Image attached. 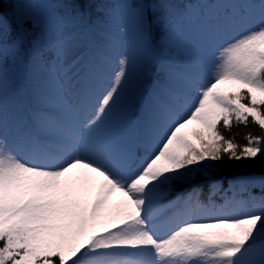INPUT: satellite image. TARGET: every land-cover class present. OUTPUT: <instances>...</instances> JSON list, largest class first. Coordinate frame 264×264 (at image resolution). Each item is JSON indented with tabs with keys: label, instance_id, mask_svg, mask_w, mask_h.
Here are the masks:
<instances>
[{
	"label": "snow or ice",
	"instance_id": "6c2138e0",
	"mask_svg": "<svg viewBox=\"0 0 264 264\" xmlns=\"http://www.w3.org/2000/svg\"><path fill=\"white\" fill-rule=\"evenodd\" d=\"M259 157L264 0H0V264H264Z\"/></svg>",
	"mask_w": 264,
	"mask_h": 264
},
{
	"label": "trees",
	"instance_id": "16d2710c",
	"mask_svg": "<svg viewBox=\"0 0 264 264\" xmlns=\"http://www.w3.org/2000/svg\"><path fill=\"white\" fill-rule=\"evenodd\" d=\"M208 4H200L201 9H205ZM251 132L253 135H260L261 130L258 126L249 122L247 127L243 125L233 126L231 132H226L225 135L234 136L236 141L240 144L246 143L244 136ZM216 171L213 175V180L220 183L222 189H227L228 182L237 176H245L250 174H262L264 173V157H259L255 161H241V162H231L226 159L222 162H218L215 165ZM211 181L206 179L203 173L198 174L197 179L192 183L180 185L182 189L190 190L191 187H199L202 189V199L206 200L209 194V185ZM217 203H223V192H221L217 197H215Z\"/></svg>",
	"mask_w": 264,
	"mask_h": 264
},
{
	"label": "rangeland",
	"instance_id": "374dc122",
	"mask_svg": "<svg viewBox=\"0 0 264 264\" xmlns=\"http://www.w3.org/2000/svg\"><path fill=\"white\" fill-rule=\"evenodd\" d=\"M190 7L192 8V16H193L192 29H193V31H195V29L197 28V26L204 19L205 13L208 14V15L218 14L219 10L222 7H224V5L210 3L203 10L201 9L200 3L191 5ZM4 11L5 12H9V14H10V6L9 7H5Z\"/></svg>",
	"mask_w": 264,
	"mask_h": 264
}]
</instances>
